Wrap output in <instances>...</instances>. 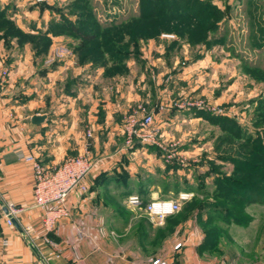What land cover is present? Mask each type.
Returning a JSON list of instances; mask_svg holds the SVG:
<instances>
[{"label":"rangeland","instance_id":"rangeland-1","mask_svg":"<svg viewBox=\"0 0 264 264\" xmlns=\"http://www.w3.org/2000/svg\"><path fill=\"white\" fill-rule=\"evenodd\" d=\"M3 5L0 68H23L17 91L28 85L42 88L43 67L75 54L79 43L71 23L83 22L89 28L92 13L102 24L122 23L96 30L99 41L87 49L98 46L102 53L114 46L129 53L127 67L119 66L115 73L104 70L94 91L99 86L106 95L104 88L114 86L108 94L116 99L119 87L132 103L121 112V139L94 156L105 157L102 164L108 165L91 172L87 181L104 182L100 191L105 199L122 197L126 202L132 194L150 200L156 191L164 194L158 198L172 199L181 192L192 193L181 213L193 214L196 207L220 213L214 222L207 218L205 229L211 233L216 228L231 243L245 245L243 259L249 264H264V204H244L235 197L244 184L257 185L264 193V0H0V9ZM158 6L170 17L156 15L152 7ZM177 9L181 15L175 19ZM15 13L19 25L11 17ZM105 38L109 44L101 43ZM48 40L54 46L50 55L41 52ZM59 47L67 50L62 56L55 55ZM75 58L80 64L76 54ZM84 81L87 84L89 78ZM59 87L60 83L58 98ZM150 112L155 113L158 143L127 146V119ZM106 126L101 123L97 129L100 137ZM134 150L137 154L124 155ZM140 182L149 183L143 192ZM195 196L198 200L191 208L188 201ZM240 227L249 230L239 233ZM257 242L259 250L254 247Z\"/></svg>","mask_w":264,"mask_h":264},{"label":"crops","instance_id":"crops-1","mask_svg":"<svg viewBox=\"0 0 264 264\" xmlns=\"http://www.w3.org/2000/svg\"><path fill=\"white\" fill-rule=\"evenodd\" d=\"M4 8L1 6L2 10ZM17 15L11 17L17 20ZM52 49L54 46L47 55ZM3 56L0 51V58ZM104 70L91 63L78 64L74 54L63 57L54 66L43 67L42 88L28 85L15 90L17 76L23 68L20 72L9 70L6 83L0 76V196L4 203L13 202L22 207L19 214L22 228L29 227L30 232L40 238L43 211L35 205L31 158L49 165L59 164L67 156L81 153L87 144L91 155L98 156L121 139L117 135L120 134L117 131L120 116L123 109L130 108L131 98L119 87L115 89L120 92L117 98H110L108 93L114 86L109 85L104 88L106 95H101L99 86L94 91ZM88 78L85 84L84 79ZM58 82L57 89L62 92L59 98L55 94ZM85 90L90 91V95L84 96ZM97 92L100 94L96 95ZM21 93L26 97L19 98ZM36 114L46 116L41 124L32 122ZM101 123L108 125L102 137L97 131ZM83 125L86 128L83 129ZM88 129L93 131L91 137L87 136ZM136 151H124V155L130 157L132 153L137 154ZM106 165L101 164L97 169ZM90 182L87 181L88 192L72 194L71 215L59 221L50 233L57 248L39 240L47 253L55 249L60 252L59 257H50L51 264H147L151 257H163L170 264H249L243 259L245 245L238 246L237 240V244L231 243L227 235L208 233L203 226L207 214L183 219L178 211L158 223L142 208L129 205L126 198L105 199L100 191L104 182ZM154 194L152 199L164 195L158 191ZM248 228L240 227L237 232H246ZM179 242L182 246L175 249ZM260 246L259 242L254 245L258 250ZM0 264H45L24 233L5 223L3 209L0 212Z\"/></svg>","mask_w":264,"mask_h":264},{"label":"built area","instance_id":"built-area-1","mask_svg":"<svg viewBox=\"0 0 264 264\" xmlns=\"http://www.w3.org/2000/svg\"><path fill=\"white\" fill-rule=\"evenodd\" d=\"M35 3H43L47 0H33ZM67 51L64 47H59L56 51L57 56H62ZM9 75L8 69H3V81H6ZM155 113H144L141 116H130L125 123L124 132L127 135V146L133 147L137 143H158L157 128L154 126ZM93 131L88 129L87 136L91 137ZM105 157H94L91 155V149L87 144L83 151L75 156L66 157L61 163L49 165L38 158H31L34 174V199L35 205L42 209L43 215L41 226L43 236L40 238L30 232L29 227H23L24 235L29 240L31 246L35 249L45 264H51L50 257H59L58 250H52L47 253L43 246L44 243L57 248V243L49 235L55 229L59 221L71 215L70 199L74 192L84 193L88 189L87 177L91 172L97 169L105 160ZM192 193L181 192L177 199L156 198L150 200L145 205L139 194L129 195L127 203L129 205L142 208L147 215L163 223L165 219L181 210L182 204L190 199ZM135 198V199H133ZM8 212H4V220L8 225L13 226V218L19 221V214L23 210L13 202H6ZM8 244V240H4ZM182 246L179 242L175 249ZM147 264H170L163 257H151Z\"/></svg>","mask_w":264,"mask_h":264},{"label":"trees","instance_id":"trees-1","mask_svg":"<svg viewBox=\"0 0 264 264\" xmlns=\"http://www.w3.org/2000/svg\"><path fill=\"white\" fill-rule=\"evenodd\" d=\"M152 9L154 12H156V15H158V16H164V17L169 16L170 17V15L168 14V11L165 10L163 6H161V7L158 6V8L152 7ZM4 12L5 11L0 10V20L1 21L6 20V16H5ZM175 12H176V15H174L175 17H173V18H175V19L180 18L179 17L181 15L180 9L175 10ZM186 13H188V8H186L184 10V14H186ZM91 17L93 18V21L91 22V26H89V28H87L86 25L83 24V22H81V24L71 23V25H70L71 31L76 35L73 37L76 40H78V43H79V46H77L76 50H75V54L79 60V63L80 64L92 63L94 65L95 64L96 65L101 64L108 73L109 72L115 73L117 71L116 69H119V66L125 65V68H126L127 66H126L125 59L127 60V56H129V53H123V52L120 53V51L114 50V46L110 49V51H103L102 53H99V47L98 46L96 47V46L92 45V48H94V49H90V51L87 50L89 44L96 42V41H99V37L94 35V32L96 30L101 31V29H102V31H103L105 29H110V28L115 29V28L119 27L122 23L116 24L115 22H113V23H109V24H102L101 22H99V20H96L93 13L91 14ZM186 18L187 19H185V20H189V17H186ZM7 25L12 27V23H11V25H9V24H7ZM14 26H16V28H18L17 25H14ZM129 34L131 36V33H129ZM101 43L109 44V42L106 41V38H105V40H102ZM50 45H51V40H48L46 43H44V48L42 49L41 52L43 54L48 53ZM99 56L102 57V59H104V61L99 60L98 59ZM140 184L141 185L139 186V188H141L140 190H141V192H143V189H142V188H144L143 186H145L146 184H149V183L144 184L143 182H140ZM140 196L142 197L144 205L149 202L148 198L143 197L142 195H140ZM235 197H236V199H238V201L244 202V204H254V203L264 204V193L262 190H260L257 187V185H254V184H244L243 185V191L240 193H236ZM196 200H198V198L196 196L193 197V199L188 201V205L191 208L194 207L193 203H195ZM226 213L223 214L225 216L224 219H226ZM204 214H207L208 220H212L213 222L215 221L216 217L221 218L220 213L209 214V213L205 212L204 209L201 207H196L195 212L193 214H190V215H185L184 213H181L180 217L183 219L189 218L193 215H197L198 217H202ZM206 222L207 221H205V223ZM239 224H243V223L241 222ZM206 230L208 231V233L210 235L215 236L216 234H219V233H217L216 228H214V231H212L211 233L209 232L208 229H206Z\"/></svg>","mask_w":264,"mask_h":264},{"label":"water","instance_id":"water-1","mask_svg":"<svg viewBox=\"0 0 264 264\" xmlns=\"http://www.w3.org/2000/svg\"><path fill=\"white\" fill-rule=\"evenodd\" d=\"M46 116L45 115H33L32 116V122L34 124H41L44 120H45ZM0 204L2 206V209L5 213L8 212V208L7 206L4 204L1 196H0ZM13 223H14V226L17 227L22 233H24V230L20 224V222L16 219V218H13Z\"/></svg>","mask_w":264,"mask_h":264},{"label":"clouds","instance_id":"clouds-1","mask_svg":"<svg viewBox=\"0 0 264 264\" xmlns=\"http://www.w3.org/2000/svg\"><path fill=\"white\" fill-rule=\"evenodd\" d=\"M133 199H135V198H133Z\"/></svg>","mask_w":264,"mask_h":264}]
</instances>
